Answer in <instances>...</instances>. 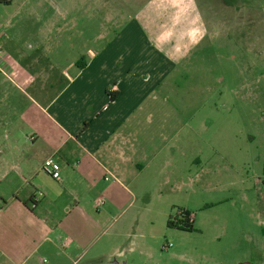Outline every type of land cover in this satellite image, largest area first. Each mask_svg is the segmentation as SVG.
Here are the masks:
<instances>
[{"label":"rangeland","instance_id":"rangeland-1","mask_svg":"<svg viewBox=\"0 0 264 264\" xmlns=\"http://www.w3.org/2000/svg\"><path fill=\"white\" fill-rule=\"evenodd\" d=\"M2 4L0 21H8L15 37L13 67L26 73L34 62L36 71L48 75V81L26 87L34 97L39 89L55 93L68 63L87 49L100 51L117 26L136 23L156 41L166 32L167 14L178 15L182 24L193 15L201 31H211L192 42L187 34L179 36L186 32L182 29L163 45L175 64L155 90L152 106L156 115H176L160 140L169 147L161 142L153 158L164 164L128 183L130 194L121 206L80 191L77 184L64 189L44 172L29 180L27 192L33 186L49 199H41L39 219L59 229L56 238L69 237L75 244L61 250L47 242L19 264H264V0ZM175 40L183 42L179 55L171 47ZM97 197L106 202L100 214L93 208ZM75 199L78 209L70 208ZM183 210L190 214L192 231L166 224L181 219ZM76 218L86 235L66 231Z\"/></svg>","mask_w":264,"mask_h":264},{"label":"crops","instance_id":"crops-1","mask_svg":"<svg viewBox=\"0 0 264 264\" xmlns=\"http://www.w3.org/2000/svg\"><path fill=\"white\" fill-rule=\"evenodd\" d=\"M0 6L3 7L1 2ZM167 17L170 22L166 32L158 34L156 41L148 38L136 23L115 27L113 36L100 51L87 49L78 60L68 63L62 70L63 85L55 93L47 95L39 89L36 98L26 87L31 89L42 79L48 81V75L36 71L34 62L26 73L13 67L16 64L11 58L10 42L15 37L8 21H0L2 264H19L21 258L30 259L47 242L58 244L61 250H69L75 244L69 237L56 238L58 228L49 227L36 214L37 207L49 200L46 195L35 192L33 186L29 192L24 188L42 172L46 158L53 157L61 166L56 182L62 188L77 184L80 191L101 194L114 206L125 203L130 194L128 183L164 164L153 158L161 142L169 143L160 140L162 135L167 137L176 115L167 117L162 112L156 115L157 109L152 106L155 90L175 64V59L168 58L170 49H164L163 45L169 44L173 40L171 35L182 29L186 32L179 36L187 34L192 42L211 34L200 30L196 16L195 20L192 15L188 24L178 23V15ZM175 41L171 47L179 55L183 42ZM107 176L109 179L105 180ZM74 202L76 205L70 208L78 209V199ZM93 208L96 214L102 211V207L95 208L94 202ZM66 231L75 237L76 233L86 235L78 218L70 220ZM65 241L67 246L63 245Z\"/></svg>","mask_w":264,"mask_h":264},{"label":"built area","instance_id":"built-area-1","mask_svg":"<svg viewBox=\"0 0 264 264\" xmlns=\"http://www.w3.org/2000/svg\"><path fill=\"white\" fill-rule=\"evenodd\" d=\"M41 170L44 172L48 177H50L54 181H58L60 179V168L59 164L54 160L53 157L46 158L42 165ZM109 177H105V180H108ZM95 208L98 209L104 205V199L102 197L96 198L94 201ZM63 245L67 246L68 241H65ZM170 245L164 246L167 249Z\"/></svg>","mask_w":264,"mask_h":264},{"label":"trees","instance_id":"trees-1","mask_svg":"<svg viewBox=\"0 0 264 264\" xmlns=\"http://www.w3.org/2000/svg\"><path fill=\"white\" fill-rule=\"evenodd\" d=\"M1 3L9 4L10 0H0ZM113 97V96H111ZM181 219H171L167 220V226L170 228H175L182 231H192L191 221H190V214L187 211H180L179 212Z\"/></svg>","mask_w":264,"mask_h":264},{"label":"water","instance_id":"water-1","mask_svg":"<svg viewBox=\"0 0 264 264\" xmlns=\"http://www.w3.org/2000/svg\"><path fill=\"white\" fill-rule=\"evenodd\" d=\"M114 264H119V263L118 262H115ZM239 264H250V263H239Z\"/></svg>","mask_w":264,"mask_h":264}]
</instances>
